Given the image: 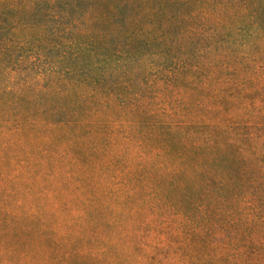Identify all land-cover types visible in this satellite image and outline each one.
Returning <instances> with one entry per match:
<instances>
[{"label":"trees","instance_id":"1","mask_svg":"<svg viewBox=\"0 0 264 264\" xmlns=\"http://www.w3.org/2000/svg\"><path fill=\"white\" fill-rule=\"evenodd\" d=\"M0 182L47 264H264V0H0Z\"/></svg>","mask_w":264,"mask_h":264},{"label":"rangeland","instance_id":"2","mask_svg":"<svg viewBox=\"0 0 264 264\" xmlns=\"http://www.w3.org/2000/svg\"><path fill=\"white\" fill-rule=\"evenodd\" d=\"M35 185L32 191H30L27 189L28 186L24 183L18 182L17 184H9L6 186L5 184L0 182V189L2 188L0 190V194L2 198H5V201L0 199V202H6L11 213L15 215H19L23 210H26L30 207L32 208L34 204L41 205V200L35 199ZM11 187L15 190V192L12 195H9V191H11L9 189ZM20 202L22 206L18 205V203ZM1 219L2 217L0 216V220ZM34 227H36V229H39V223H34ZM64 228L65 225L60 226L59 231H63ZM14 235H18V233L16 232V234ZM15 239V236H11L9 239H6V241L0 240V264H47L45 258L39 256V254L36 253V248L38 247V245L36 246L28 243L24 245L22 243H18V240ZM86 245H89V242L81 241V246ZM62 250L63 249H61V251ZM78 261H80L81 263L85 262L84 259H81L79 257ZM75 262L76 259L72 262L69 261L70 264H75ZM69 263L65 262L64 264ZM51 264L56 263H54V261H51Z\"/></svg>","mask_w":264,"mask_h":264}]
</instances>
